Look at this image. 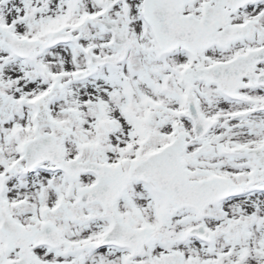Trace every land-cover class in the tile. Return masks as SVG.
<instances>
[{"label": "snow or ice", "instance_id": "obj_1", "mask_svg": "<svg viewBox=\"0 0 264 264\" xmlns=\"http://www.w3.org/2000/svg\"><path fill=\"white\" fill-rule=\"evenodd\" d=\"M0 264H264V0H0Z\"/></svg>", "mask_w": 264, "mask_h": 264}]
</instances>
